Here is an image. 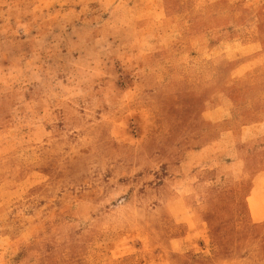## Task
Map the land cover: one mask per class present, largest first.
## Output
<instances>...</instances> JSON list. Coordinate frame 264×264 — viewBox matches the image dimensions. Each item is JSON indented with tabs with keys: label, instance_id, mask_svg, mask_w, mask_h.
<instances>
[{
	"label": "rangeland",
	"instance_id": "1",
	"mask_svg": "<svg viewBox=\"0 0 264 264\" xmlns=\"http://www.w3.org/2000/svg\"><path fill=\"white\" fill-rule=\"evenodd\" d=\"M263 164L264 0H0V264H264Z\"/></svg>",
	"mask_w": 264,
	"mask_h": 264
},
{
	"label": "crops",
	"instance_id": "2",
	"mask_svg": "<svg viewBox=\"0 0 264 264\" xmlns=\"http://www.w3.org/2000/svg\"><path fill=\"white\" fill-rule=\"evenodd\" d=\"M226 115L227 114L223 117H226ZM212 116L216 118L211 119L213 122L220 120L217 118L218 114L216 112H214ZM232 135H234L232 132H225L218 142L221 143L225 137L229 138ZM248 205L250 208L252 224H264V164L263 168L254 177V188L248 198Z\"/></svg>",
	"mask_w": 264,
	"mask_h": 264
}]
</instances>
